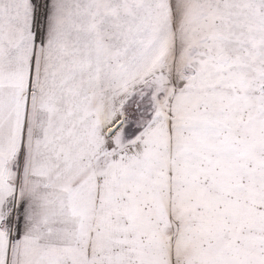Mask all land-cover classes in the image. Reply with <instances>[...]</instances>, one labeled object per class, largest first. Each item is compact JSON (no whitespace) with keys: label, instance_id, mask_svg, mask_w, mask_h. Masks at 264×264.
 I'll return each mask as SVG.
<instances>
[{"label":"snow or ice","instance_id":"6c2138e0","mask_svg":"<svg viewBox=\"0 0 264 264\" xmlns=\"http://www.w3.org/2000/svg\"><path fill=\"white\" fill-rule=\"evenodd\" d=\"M0 264H264V0H0Z\"/></svg>","mask_w":264,"mask_h":264}]
</instances>
